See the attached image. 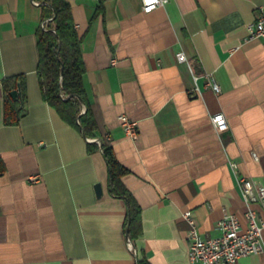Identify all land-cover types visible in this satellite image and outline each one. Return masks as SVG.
I'll return each mask as SVG.
<instances>
[{
  "label": "crops",
  "instance_id": "crops-1",
  "mask_svg": "<svg viewBox=\"0 0 264 264\" xmlns=\"http://www.w3.org/2000/svg\"><path fill=\"white\" fill-rule=\"evenodd\" d=\"M67 1L95 110L93 137L42 99L40 3L0 0V264H136L142 256L198 264L187 257L183 212L202 237H213L225 212L246 224L236 175L264 187V40L247 38L262 0H167L150 12L140 0ZM17 87L18 119L5 123L4 101ZM218 111L228 124L222 132L210 121ZM120 114L137 122L135 140L124 135ZM96 139L128 170L121 182L140 207L133 239ZM252 206L264 222V206ZM235 264H264V250Z\"/></svg>",
  "mask_w": 264,
  "mask_h": 264
},
{
  "label": "trees",
  "instance_id": "trees-1",
  "mask_svg": "<svg viewBox=\"0 0 264 264\" xmlns=\"http://www.w3.org/2000/svg\"><path fill=\"white\" fill-rule=\"evenodd\" d=\"M40 3L42 18H50L45 28L37 31L36 45L38 62L36 74L42 99L58 115L76 128H80L86 137H93L97 129L95 110L84 90L82 75L84 62L81 52V37L78 35L67 0H34ZM101 6L96 5L94 13ZM12 82L11 87H15ZM22 86V82L20 83ZM82 105L85 106L81 112ZM19 107L17 101L7 95L4 101L5 123H16ZM96 142L88 143L89 150L96 147ZM102 154L108 165V182L110 191L122 197L127 204L126 229L131 239L140 234V207L132 194L124 187L121 177L127 173L116 158L112 147L102 139ZM0 160V171L3 170ZM136 264H150L142 256Z\"/></svg>",
  "mask_w": 264,
  "mask_h": 264
},
{
  "label": "built area",
  "instance_id": "built-area-1",
  "mask_svg": "<svg viewBox=\"0 0 264 264\" xmlns=\"http://www.w3.org/2000/svg\"><path fill=\"white\" fill-rule=\"evenodd\" d=\"M143 12H150L159 5H163L167 0H140ZM50 18L42 20L41 27L45 28ZM247 38H259L264 40V0L258 6L256 18L247 25ZM180 61L185 60L182 52H177ZM208 86L218 91L219 86L209 78ZM119 123L124 135L132 140L138 136L137 122L128 118L125 114L119 115ZM210 121L218 132L227 129L228 124L223 112L218 111L210 116ZM108 139V136H105ZM101 146L102 141L96 139ZM255 159L257 156L254 152ZM232 168L234 162H230ZM236 182L240 190L241 198L245 207V226L240 222L237 214L225 212L217 221L216 225L219 234L213 237H202L192 219L190 210L183 212V217L189 223L187 233V257L190 262L198 264H235L237 260L245 255L258 253L264 250L262 244V228L264 222L258 220L253 204L264 206V187L256 185L250 178L236 175Z\"/></svg>",
  "mask_w": 264,
  "mask_h": 264
},
{
  "label": "water",
  "instance_id": "water-1",
  "mask_svg": "<svg viewBox=\"0 0 264 264\" xmlns=\"http://www.w3.org/2000/svg\"><path fill=\"white\" fill-rule=\"evenodd\" d=\"M19 94V88H15V89H12L10 90L9 92V95L12 97V98H16L17 95ZM95 190H96V193L97 195L100 193L101 189H100V185L99 184H96L95 185ZM126 234H127V230H126Z\"/></svg>",
  "mask_w": 264,
  "mask_h": 264
}]
</instances>
